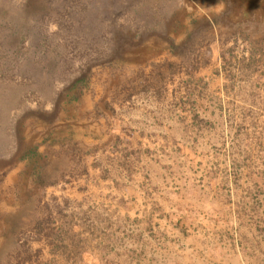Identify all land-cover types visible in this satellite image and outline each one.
Segmentation results:
<instances>
[{"label":"rangeland","instance_id":"374dc122","mask_svg":"<svg viewBox=\"0 0 264 264\" xmlns=\"http://www.w3.org/2000/svg\"><path fill=\"white\" fill-rule=\"evenodd\" d=\"M0 264H264V0H0Z\"/></svg>","mask_w":264,"mask_h":264}]
</instances>
